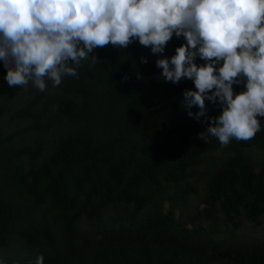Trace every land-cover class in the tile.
Returning a JSON list of instances; mask_svg holds the SVG:
<instances>
[{"label":"trees","instance_id":"obj_1","mask_svg":"<svg viewBox=\"0 0 264 264\" xmlns=\"http://www.w3.org/2000/svg\"><path fill=\"white\" fill-rule=\"evenodd\" d=\"M184 43L96 48L23 96L0 60V264H264V117L251 140L200 139L193 80L156 66Z\"/></svg>","mask_w":264,"mask_h":264},{"label":"clouds","instance_id":"obj_2","mask_svg":"<svg viewBox=\"0 0 264 264\" xmlns=\"http://www.w3.org/2000/svg\"><path fill=\"white\" fill-rule=\"evenodd\" d=\"M174 34L186 43L156 66L164 81L193 80L181 104L198 121L211 120L199 138L223 146L253 139L264 117V0H0V60L12 88L58 86L109 44L121 49L138 40L163 53ZM206 101L222 112L208 117ZM35 264H45L44 256Z\"/></svg>","mask_w":264,"mask_h":264},{"label":"rangeland","instance_id":"obj_3","mask_svg":"<svg viewBox=\"0 0 264 264\" xmlns=\"http://www.w3.org/2000/svg\"><path fill=\"white\" fill-rule=\"evenodd\" d=\"M6 85L8 86L7 82H6ZM9 88H10V90H13L15 92V94L18 95V96H23L24 93H25V90H28L27 89V86L26 87H24V86H17L16 88H12V87H9ZM247 226L248 225L244 224L242 226V228L245 229ZM258 232H263L264 233V224H263V226H261V228H260V230Z\"/></svg>","mask_w":264,"mask_h":264}]
</instances>
